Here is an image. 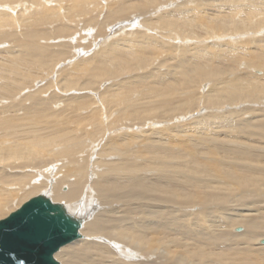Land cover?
<instances>
[{
	"label": "rangeland",
	"instance_id": "1",
	"mask_svg": "<svg viewBox=\"0 0 264 264\" xmlns=\"http://www.w3.org/2000/svg\"><path fill=\"white\" fill-rule=\"evenodd\" d=\"M31 1L35 2V0ZM46 1L52 6L61 3L62 9L57 5L55 8L52 7L49 14H43L37 8L34 14H29L33 18L36 16L37 21L32 22L28 26V31L33 32L35 35L44 34L46 36V39H44L45 43L49 40V37L52 38L48 41V45L44 47L48 51L62 53V56L65 57L61 58L56 66L61 71L59 75H55L57 82L56 80L50 81L54 77L49 79L48 75H46L38 83L39 85L47 82L51 83L53 85L52 90L57 91L59 94L68 91L70 94L66 92L67 97L75 94L78 97H73V100H82L83 108L85 109H83L84 114L82 113L84 121H82V116L81 121L83 122V126H85V132L79 131V135H82L81 137L85 140H90L93 145L99 141L98 145L101 144L94 147L91 152L88 175H95L94 177H97L96 174L99 173L97 168L102 158L107 157L105 154H101L102 149L105 147L104 143L106 145L110 144V138L116 133L123 132L124 129H130V133L134 136L132 140H138L139 136L136 135L142 134L141 139L144 148L147 147L146 142L153 143L154 145L150 144L148 149L158 150L162 155L156 162V165H159V167L155 163L154 166L152 165L153 167L145 165L148 167L145 171L148 175L158 174V171L166 173L165 181H170L173 184L174 188L164 187L160 192L162 200L167 204L164 210L171 211V214L179 213L176 218H182L181 214L186 212L192 211L191 213L199 214L200 212L208 211L210 219L214 224L221 223L223 227L231 230V233L227 237L229 241H232L234 238L247 240V232L237 236L234 234L235 231L241 232L242 229L238 226L241 222L247 224L249 233H259L260 230L264 231V222L262 226H256V222L259 220L264 221V191H258L254 188L256 184L264 186L262 183L264 181V128L259 129L256 126V124L262 125L264 123V63H255L256 65L249 63L251 58L264 59V6L258 7L255 10L257 17L261 20L259 24L252 17L253 19H251L255 22L254 24L245 20L247 23H241L236 28H232L231 25L224 32L206 34L205 30L197 25H193L196 24V21L190 22L192 19L188 18L184 11L197 7V3L200 6L201 1L207 6L206 4L210 0H165L166 2H163V0H76V4H79L78 8L83 10L84 13H77L79 11L76 12L74 8L70 9L66 4L67 2L71 3V0ZM212 1L216 2L219 0ZM114 2H117V4ZM14 3V0H5L4 2L0 0L2 10L10 14L13 13L14 17L19 18L20 23H15L18 24L17 31L21 32V24L28 25L29 19L27 15L23 14L22 10H11L10 6ZM123 3L127 5H121L124 9L118 8L120 12L118 18L116 16L117 19L115 18V21L110 20L107 14L113 12L112 10ZM203 3L201 4L203 5ZM220 9L223 13L220 16H224L229 12L226 8ZM47 15L48 22L45 23L43 18H46ZM204 17H212V15L204 14L202 18ZM161 18L163 20L169 18L168 24L164 21L162 22ZM202 18H200V21ZM174 19L180 22H176V24L181 26L182 29L174 30V27L170 26L169 30H167L166 26L171 25ZM114 26L118 28L113 29ZM66 28L70 30L71 34L64 31ZM229 29L231 30L229 31ZM248 32H251L249 33L251 36L248 35ZM209 35L211 36L209 37ZM220 36L224 38L222 39ZM107 40L110 41V44L113 41H119V43L125 41L126 43L122 44L123 46H118L122 55L120 58H116L115 62L122 60L124 57L131 60L137 58L139 64L141 62L142 65L134 62L131 65L132 68H130L131 66L129 68L123 66L124 70L121 66L117 69L114 68L116 67V63H109L102 56L104 53H111ZM243 45L248 47H244ZM9 46L6 44V47ZM203 47L208 48L211 55L200 51ZM202 53H206L208 56L205 58L201 55ZM213 53L221 54L222 60L217 55L213 56ZM79 60L82 62L83 70L79 71L75 86L68 89L63 82H68L69 79L71 81L69 85H72L73 78L70 79L69 77L75 75L74 72L71 74V71L75 69L74 65ZM143 62L146 63L144 64ZM107 63H109L108 66ZM200 65L202 66L200 67ZM211 66H218L219 68L212 69ZM107 68L109 70H106ZM111 68L114 69L111 70ZM62 71L66 73L62 74ZM43 74L45 73H42L40 77ZM67 74H69L68 77H66ZM253 79L254 81L256 79L257 83L262 84V87L249 88L248 85L254 82ZM54 84H57V86H54ZM238 87L248 91L249 97L247 99L243 97L247 94L245 90L244 94H241V97L240 94L237 95V92H234L238 91ZM160 90L163 92L173 90L172 92H175L173 93L175 97L171 99L164 97L163 101V98L157 94ZM165 95L168 96V93H165ZM124 98L128 99L121 107L128 105V108L120 110L119 106L112 107L113 104L119 100H124ZM162 102H166L165 107L161 104ZM71 103L72 100L69 99L63 105L71 109ZM99 108H101V111ZM140 108L142 110L141 116L139 113L141 111ZM97 111L98 113L94 117V113ZM116 111L127 113L125 122H123V118L115 117L119 114L116 113L114 115ZM96 120L101 125V132L99 133L96 128L93 127L91 129L88 127L89 124H92ZM90 131L93 132L89 134ZM156 132L159 134L157 135ZM200 135L208 139L213 137L216 140L202 143ZM226 135H234L235 137L232 138ZM103 140L106 141L104 142ZM235 140L241 143H235ZM182 142L188 145L195 143L198 145L201 143L199 144L200 146H197V148H200L198 153L190 152L188 146L186 149L182 148ZM133 144L135 147L137 146L136 142ZM215 145H217L216 154L212 155L214 157L209 158V154L214 150ZM172 149L179 150L176 157L167 156L169 155L168 153L173 152ZM135 155L133 154V157ZM146 155V152L143 153L135 161H141L144 164L149 162V160L152 161V156L148 157ZM46 159L47 156L45 158L40 156L37 159L20 158L18 162L21 166L19 177L23 176V172L25 171L22 168V164L31 162V165H34L41 162L39 166L31 171L29 170L31 166H27L26 171L31 174L30 176H33L34 179L44 178L48 182H54V180L61 178L59 177L61 175H58V172H60L58 165H52L43 169L40 167ZM96 159L99 164L96 163ZM114 159L119 161V158L116 156ZM193 159L197 162L207 161L210 164H218L226 170H234L236 177L245 178L248 182L242 180V186L235 178L230 183V185L236 187L240 185V189L244 195L237 196L245 198V202L241 203L242 206L235 208L232 214L224 215L228 205L225 202L210 200L206 207L197 202L191 204L185 203L184 199L187 198V192L196 187H204L201 184L193 182L195 179L191 171L194 164ZM91 163L94 166H91ZM77 173L79 174V172ZM64 184L65 186L62 185L61 188L66 191L69 189V185L67 183ZM17 201L15 208L12 209L13 211L21 206L20 200L17 199ZM92 207V211L98 212L95 206ZM134 207L136 208L135 205ZM250 208L256 209L255 214L244 215L243 213ZM176 228L174 226L171 229L175 230ZM83 236L84 238L86 237L84 234ZM209 236L211 241L216 242L217 237L215 233L211 232ZM220 244L218 243L216 246ZM261 244L264 245V239H262ZM257 246H259V242ZM257 246L254 248L259 250L254 249V251L256 253H264V248L261 249ZM180 255H185V250L182 248L181 251L178 250L174 253V256ZM173 257L169 261H172ZM192 258L196 257L186 258L184 260L185 263L189 264V260ZM164 261H167V259H164Z\"/></svg>",
	"mask_w": 264,
	"mask_h": 264
},
{
	"label": "bare ground",
	"instance_id": "2",
	"mask_svg": "<svg viewBox=\"0 0 264 264\" xmlns=\"http://www.w3.org/2000/svg\"><path fill=\"white\" fill-rule=\"evenodd\" d=\"M4 1L1 0V2ZM14 1L15 3L10 6L11 10H22L29 20L27 22L28 25L21 24V29L19 28L21 32H18V24L16 23H20L19 18L14 17L13 13L10 14L2 10V6L0 5V220L8 217L37 194H45L54 202L63 203L70 213L82 219V226L80 228L82 237L58 249L55 253V259H58L61 264H188L184 260L192 256L196 258L190 259L189 264H264V253H256L254 251V249L259 250L254 248L258 242L259 246L257 247L264 248V245L261 244L262 239H264L263 230H260L259 233H249L247 224L241 222L238 225L242 229L241 232L235 231L234 234L237 236L247 232V240L234 238L232 241H229L227 237L231 233V230L223 227L221 223L214 224L210 219L208 211L196 213L197 215L191 213L192 211L186 212L181 214L182 218H176L179 213L171 214V211L164 210L167 204L162 200L160 192L164 187H174L170 181H165L166 173L158 171V174L155 175L146 174L145 170L148 167L145 165L149 167L154 166V163L156 165L157 159L162 157V155L158 150L148 149L150 144L154 145L153 143L146 142L147 147L144 148L141 139L142 134L136 135L139 136L138 140L140 141L132 140L134 136L130 133V129L125 130L123 127L125 133L124 130L123 132L116 133L110 138V144L106 145L104 143L106 140H103L105 147L102 149L101 154H105L107 157L102 158L97 168L99 170V173L96 174L97 177H94L95 175H88L91 152L100 141L93 145L90 140H85L81 137L82 135H79V131L85 132V126H83L82 122L84 121L82 113L85 108H83L82 100H76L75 98L73 100V97H78L75 94L67 97L66 92L68 91L59 94L57 91L52 90L53 85L51 83L47 82L43 85H39L38 83L46 75H48L49 79L54 77L50 81H55V75L61 73L60 69L58 68V70L56 67L57 63L65 56L63 57L62 53L48 51L44 47L48 45V41L52 38L49 37V40L45 43L44 39H46V36L44 34L35 35L33 32L28 31V26L32 22L37 21L36 16L33 18L29 14H34L37 8L43 14H49L52 7L55 8L58 5L61 8V3L52 6L46 0H35V2L31 0ZM114 3L117 4V2ZM201 3L203 2L201 1ZM201 3L200 6L197 3V7H192V10L189 9L184 12L188 18L192 19L190 22L196 21V24L193 25H197L205 30L206 34L224 32L231 25L232 28H236L241 23H247L245 20L254 24L255 22L252 21V17L259 24L261 20L257 17L255 10L258 7L264 6V1L262 0H219L216 2L210 0L206 4L207 6L204 5L205 3L203 5ZM66 5L70 9L74 8L76 12L79 11L77 13H84L83 10L78 8L79 4H76V0H71V3L67 2ZM121 5L125 6L127 4H119L116 9L112 10L113 12L107 14L110 20L115 21L118 18V15H120L118 8L124 9ZM220 8H226L229 12L224 16H220V14H223ZM203 9H206L208 13ZM204 14H210L212 17L202 18ZM200 18H202L201 21ZM43 19L47 23L48 15ZM163 21L168 24L169 18L162 19ZM176 22L177 19H174L171 25H167V30H169L170 26L174 27V30L182 29ZM115 28L118 27L114 26L113 29ZM64 31L71 34L68 28L64 29ZM249 33L251 32H248V35H250ZM253 34L255 35V33ZM253 34L252 36H254ZM194 35L192 36L194 37ZM198 37L200 38V36ZM107 41L108 43L110 42L109 40ZM6 44L10 46L6 47ZM122 44H126L125 41L122 43H119V41L109 43L108 48H110L111 53H104L102 56L109 63H116V67H114L116 69L119 66L129 68L134 62L139 64L137 58L131 60L124 57L122 60L115 62L116 58H120L122 55L118 48V46H123ZM208 50V48L203 47L200 51L211 55V52ZM206 53H202L201 55L206 58L208 56ZM214 55H217L222 60L221 54L213 53ZM79 61L74 65L75 69L71 71V74L74 72L75 75L69 77L70 79L73 78L72 85H69V82H71L69 79L68 82H63L68 89L75 86L79 71L83 70L82 62ZM109 63H107V66ZM249 63L254 65H256L255 63H264V59L251 58ZM114 68H111V70ZM216 68L219 67H212V69ZM106 70L109 69L107 68ZM65 71H62V74H65ZM42 73L45 74L40 77ZM257 82L255 79L248 87L261 88L262 84ZM55 85L57 86V84ZM223 86L225 87V85ZM244 90L247 94L243 97L247 99L249 95L246 89L238 87V91L234 92H237V95L240 94L241 97L244 94ZM172 91L166 90L163 92L160 90L157 94L164 101V97H169L170 99L175 97L173 95L175 92ZM165 93H168V96ZM68 94L70 93L68 92ZM69 99L72 100L71 109L63 105ZM127 99L119 100L112 107L119 106L120 110L128 108V105L121 107L124 102H127ZM166 102H162L161 104L165 107ZM97 113L98 111L94 115ZM116 113H119L115 116L116 118L121 117L123 118V122L126 121V112L121 113L116 111L114 115ZM139 113L141 116L142 110ZM81 116L83 117L82 121ZM256 126L259 129H263L264 123L262 125L256 124ZM88 127L91 129L94 127L98 133L101 132V125L98 120L93 121ZM91 132L93 131H90L89 134ZM134 134L136 133L134 132ZM145 136L144 139L146 140ZM226 136L235 137L234 135ZM164 137L166 136L164 135ZM200 140L204 143L206 141L212 142L216 139H213V137L208 139L201 136ZM236 140L234 141L235 143H241ZM134 142L137 144L136 147L133 144ZM89 144L91 145L90 147ZM199 144L188 145L182 142L181 145L185 149L188 146L190 152L198 153L200 148H197V146H200ZM217 145H215L214 150L209 154V158L214 157L212 155L216 154ZM172 150V153H168V157H176L178 155L179 150ZM145 152L146 156H152V161L149 160L145 164L141 161L136 162L135 160L139 159ZM133 154H136L135 157H133ZM181 154L182 152L180 156ZM40 156L44 158L47 156V159L40 167L43 169L52 165H58L60 171L58 175H61L59 176L61 178L54 180V182L45 181L44 178L34 179L26 171L27 166H31L29 169L31 171L39 166L41 162L31 165L32 163L29 161L28 164L27 162L22 164V168L25 171L23 172V176L19 177L21 168L18 164L19 159H37ZM115 156L119 158V161L114 159ZM96 163H98L97 159ZM193 163L191 169L195 176L193 182L201 184L204 187H196L187 192V198L184 199L185 203L191 204L197 202L206 207L210 200L225 202L228 205L224 215H230L234 212L235 208L242 206L241 203L245 202V198L237 195H244L240 189V185L242 186V180L248 182L245 178L236 177L234 170H226L218 164H210L207 161L197 162L195 159H193ZM91 166H94V164L91 163ZM156 166L159 167V165ZM233 178L240 184L238 187L230 185ZM64 183L69 185V189L66 191L61 188L62 185L65 186ZM262 183L264 184V181ZM254 188L258 191H264V186L261 184H256ZM17 199L20 200L21 206L13 211L15 203L18 202ZM25 199L27 200L25 201ZM92 206H95L98 212L92 211ZM255 211L256 209L250 208L243 214L253 215ZM263 222V220H259L256 222V226H262ZM174 226L177 228L172 230L171 228ZM211 232L215 233L217 237L216 242L210 240L209 235ZM83 234L86 236L85 238ZM218 243L221 244L216 246ZM181 248L185 250V255L174 256V253L178 250L181 251ZM171 257H173V260L169 261ZM164 259H167V261H164Z\"/></svg>",
	"mask_w": 264,
	"mask_h": 264
},
{
	"label": "water",
	"instance_id": "3",
	"mask_svg": "<svg viewBox=\"0 0 264 264\" xmlns=\"http://www.w3.org/2000/svg\"><path fill=\"white\" fill-rule=\"evenodd\" d=\"M82 219L39 194L0 220V264H61L55 253L81 238Z\"/></svg>",
	"mask_w": 264,
	"mask_h": 264
}]
</instances>
